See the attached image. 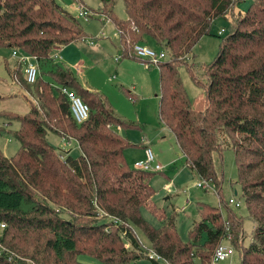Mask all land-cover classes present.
Listing matches in <instances>:
<instances>
[{
  "label": "trees",
  "instance_id": "trees-1",
  "mask_svg": "<svg viewBox=\"0 0 264 264\" xmlns=\"http://www.w3.org/2000/svg\"><path fill=\"white\" fill-rule=\"evenodd\" d=\"M242 1L124 0L126 20L115 17L112 10L101 13L115 23L124 55L139 58L132 47L144 36L164 44L170 53L158 63L160 116L174 133L189 168L217 187L221 180L214 153L235 151L237 183L255 224L248 247L243 246V217L230 210L224 218L219 207L203 206L188 243L182 241L172 217L167 222L161 217L159 227L149 223L142 209L154 203L151 181L157 172L130 168L125 151L133 144L114 130L133 124L117 116L98 91L81 84L72 69L52 62L55 50L85 38L77 19L56 0H49L50 9L45 0H0V48L33 56L39 67L36 82H27L36 85L38 104L32 102L24 116L3 114L9 124L19 122V129L9 133L21 148L13 157L0 153V264H86L77 258L82 252L98 260L89 264L150 257L135 227L169 264H214L215 249L228 236L242 250L241 264H264V0H253L246 12L233 15ZM55 10L75 30L56 18ZM220 17L231 20L232 30L222 38L216 59L205 67L206 96L195 106L179 69L187 66L204 84L188 66L187 56L203 36L212 35ZM51 64L48 74L54 82L43 77L44 67ZM18 72L16 68L13 77ZM62 87L74 89L89 105L90 115L83 123L75 121ZM49 132L76 139L82 154L73 157L70 150H63L67 157L62 158L47 141ZM100 214L106 219L80 221ZM44 231L51 235L45 243ZM17 252L34 263L22 260ZM150 258L158 264L156 257Z\"/></svg>",
  "mask_w": 264,
  "mask_h": 264
},
{
  "label": "rangeland",
  "instance_id": "rangeland-1",
  "mask_svg": "<svg viewBox=\"0 0 264 264\" xmlns=\"http://www.w3.org/2000/svg\"><path fill=\"white\" fill-rule=\"evenodd\" d=\"M56 2L77 19L81 27L78 29L83 30L85 38L55 50L52 62L72 69L81 84L98 91L107 99L121 119L133 124L128 128L114 127L115 132L126 137L133 144L125 151L130 168H135L136 161L145 159V145L151 147L156 162L162 165V171L157 172L151 181L156 190L153 197L154 203L150 206L153 209L143 208L144 218L153 226L159 227L161 226V217H167L165 222L172 217L182 241L188 243L192 241L190 233L194 229L195 223L201 220L204 205L219 207L224 218H228L231 210L244 219L245 240L243 246L248 247L252 242L255 224L249 217L248 208L242 196V187L237 183L239 171L235 151L227 148L222 154L214 153L215 169L221 180L217 183L220 190H217L215 182L210 183L209 189L198 186L203 179L189 168L174 133L160 116L162 90L158 65L148 66L143 59L124 55L120 34L115 23L110 17L101 13L105 9L112 10L115 17L126 20L128 14L124 0H56ZM45 3L49 4V0H45ZM252 3L253 0H243L235 8L233 15H236L238 11L246 12ZM81 5H84L91 13L90 18L86 19L80 16ZM50 8L49 4L48 9ZM53 12L56 14V18H61L65 26L75 30L74 25L64 18L59 10ZM222 30L225 32L220 33ZM231 30L232 24L229 18H217L212 26V35L203 36L187 56L189 58L188 66L194 68L196 76L204 84H199L193 78L187 66L181 65L179 69L184 88L195 106L198 105L201 98L206 96L205 67L216 59L222 38L228 36ZM140 43L157 52L165 49L164 44L147 36L142 37V41L135 44ZM132 50L134 52V46ZM168 54L170 55L169 52ZM18 60H20L19 57H13L10 48H0V153L7 157L15 156L21 148L20 141L9 133V131L18 130L20 124L17 121L9 124L3 114L12 113L24 116L30 112L32 102L35 104L39 102L36 85H29L26 81L24 74L26 63L20 67ZM9 68L12 70L19 68L18 75L13 77V72H10ZM40 68L42 72V67ZM44 69L47 72L43 77L47 81L54 82L48 74V71L53 69L52 64L46 65ZM47 141L57 153L62 155V158L67 157L63 150H70V155L73 157L82 154L80 146L74 138L65 139L58 134L49 132ZM231 199H235V203H230ZM236 203L240 205L237 206ZM151 211L155 212V215ZM62 215L66 218L70 217L66 213ZM103 215L100 214L96 217L92 215L89 218L80 217V221L86 223L94 218L100 221V219H106L103 218ZM135 231L145 253L154 252L144 232L136 227ZM42 234L44 235L42 242L45 243V240L51 235L46 231ZM34 235L36 237L37 233L34 232ZM229 238L230 236L224 239L223 243L232 248V252L226 259L214 261V264H241L242 250L231 244ZM205 239L206 234L203 235L202 242ZM125 247L131 248L132 246L127 243ZM18 252L17 255L22 260L34 263L32 258L23 255V252L19 254ZM134 252L139 254L141 251L136 248ZM77 258L86 264L98 261L91 254L84 252L79 253ZM156 258L158 264H169L162 257ZM119 264H153V259L145 255L136 260Z\"/></svg>",
  "mask_w": 264,
  "mask_h": 264
},
{
  "label": "built area",
  "instance_id": "built-area-1",
  "mask_svg": "<svg viewBox=\"0 0 264 264\" xmlns=\"http://www.w3.org/2000/svg\"><path fill=\"white\" fill-rule=\"evenodd\" d=\"M80 11H81L80 16L86 19L90 18L91 13H89V11L84 5H81ZM223 31L225 30H222L221 32ZM134 53L139 58L143 59L144 62L148 66H151L153 64L158 65L160 61L165 60L169 57L167 50L163 49L162 51L157 52L154 49L144 44H141V43L134 45ZM12 55L14 57H19L20 59L19 61H21L22 63H26L25 73H24L26 81L29 84H34L39 75V67L36 63V59L33 56L26 55L18 50H13ZM62 92L66 95V98L68 99L70 103L71 112H72V115L75 121L78 124H80V123H83L85 120H87L90 115V107L84 101V99L79 94H77V92L74 89H71L69 87H62ZM145 154H146V157L144 160H139L135 162V168L143 170V171H148V172L162 171V165L156 162L155 155L151 147L149 146L145 147ZM210 183H213V181L203 180L198 184V186L204 189H209ZM234 200L235 199H231L229 202L235 203ZM236 205L239 206L240 204L236 203ZM231 252H232V248L227 247L222 242L215 249L214 261L226 259L230 255ZM150 257H159V255H157L155 252H150Z\"/></svg>",
  "mask_w": 264,
  "mask_h": 264
},
{
  "label": "crops",
  "instance_id": "crops-1",
  "mask_svg": "<svg viewBox=\"0 0 264 264\" xmlns=\"http://www.w3.org/2000/svg\"><path fill=\"white\" fill-rule=\"evenodd\" d=\"M10 69V68H9ZM15 71V69H10V72H14ZM84 86L86 87V88H88V89H90L88 86H86L85 84H84ZM90 90H92V89H90ZM115 112V111H114ZM116 114V113H115ZM117 115V114H116ZM118 116V115H117ZM146 146H148V145H145L144 147H146Z\"/></svg>",
  "mask_w": 264,
  "mask_h": 264
}]
</instances>
